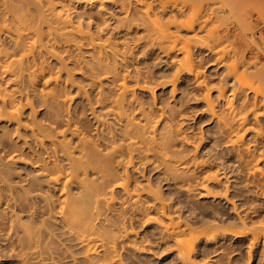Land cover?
<instances>
[{"label":"rangeland","instance_id":"rangeland-1","mask_svg":"<svg viewBox=\"0 0 264 264\" xmlns=\"http://www.w3.org/2000/svg\"><path fill=\"white\" fill-rule=\"evenodd\" d=\"M2 1L3 0H0L1 3ZM25 1L30 2L32 5L28 2H24V0L21 1L23 3V6L21 5L20 0H6L8 4L10 3L14 6L15 4L16 6L21 5V7H24V4L28 3L27 5L29 6V8L31 7L33 10H35L38 0H32V2L31 0ZM54 1H56V3L61 1L60 3L54 5L55 10H60V8L62 7V2L65 4L67 13L74 23L78 24L79 21H82V26H90V28H92L93 30L95 29V26H98L99 22H101L99 27L105 29H103V31L101 32L102 35L104 34L103 37H108V35L109 37L111 36V39L113 41H116L118 45L122 46V49L124 48L123 44L128 43L127 45H129L128 47L130 48H126L129 50V52L127 50V55L125 54L124 58L120 55H116V57H113L115 60L112 59L111 56L109 57V61L114 60V62L111 61L110 64L112 65L111 67H113V70L114 68H116V76L121 77L123 75H126L125 81L128 85V88L130 89H128L129 91L126 93V99L124 101L125 106L122 107L123 112L125 108V112L129 113L127 115H130L134 121L141 122V119L143 118L141 114L142 111H144L147 114L148 118L152 120L151 122H153V125L155 123L157 130L160 128V125L162 126L163 123L172 126L175 130V134L173 136V138L175 139L174 141H172L173 143L171 145L172 155L174 156V158L182 157L183 159H188L189 161H191L190 165L185 168V170L180 168L179 166H176V170L172 173H169L165 169V165L163 166V164L159 162L160 156H157V158L152 152L146 154H138L137 151L136 153L134 152L133 163L132 165H130L128 170L130 174L131 187L133 185V188L138 186V188H140L138 189V192L140 190H143L142 187H144V190L141 191L143 193H140V199L141 197L143 199L142 203H140L143 206H146L148 204L152 205V203L154 202L155 205H158V202L160 201H158V199L156 201L154 200V192H150L151 195H149L148 192L150 191V189L147 187V184H149L152 190L158 192L160 196L159 198H163V200H165V202H167L171 206V213L174 214L173 217H175L176 220L179 215V220L181 219L186 223H194V226H199L205 223L208 224L209 222L218 223L222 226L219 229L223 230L222 232L225 233V235L220 236L216 241L210 242L205 241L204 239H200L194 242L191 259L195 264H264V235L260 234L259 239L254 241L256 243L252 244L250 243V241L252 242L251 234L244 233L245 235H236L233 233L235 230H241V221H243L245 226H248V228L252 226L254 227L257 224L260 225V223L264 224V193L262 191V189L264 190V181L261 180V177L259 178V176H254L251 173V164L254 162H256L257 166L261 167V169L264 171V160L262 158L261 160L258 159V153L264 151V136H255L251 128L248 129L247 132H244V137L240 138V142L238 141L234 145V147H231L232 145L229 142L230 139L228 141V137L230 136L232 138L233 134L232 132L228 133L227 135H232H229L227 137V135L223 133L225 131L222 128V124L218 122L217 119L218 115H225V112L227 111V106L225 105L227 103L225 102V98L221 100L222 98L217 95V88L221 84H226L224 82H227L224 87L226 88L225 94H227L228 96H226L229 97L231 93L230 88L232 86L230 84L234 83V76H231L232 78L228 76V78L226 74V70H228V67L230 66L229 64H231L232 67L234 66L237 71L239 70L238 72H243L244 68L246 67L247 69H245L244 74H247L245 75L247 77L244 76L243 81H246V83L250 81L249 84L257 82L252 75V71H254L255 68H264V65L262 66L264 62V18L262 19V17H264V12H262L264 10V0H250L249 2L243 1L244 3L241 2L242 0H233L231 1V3L229 0V2L227 0H222L221 5L223 3L224 5H222L223 8L221 9L223 11L222 13H225V16H222V13H220L219 15L218 12H221V9L219 11L216 10V8L218 9V7L216 6H214V12L210 13L211 11H207L209 10L208 8H210L209 5L211 4V1L207 2L205 0L207 2L206 3L202 0L204 4L209 5H207L208 7H206L201 2L202 5L200 6H204L203 8L205 9L206 7V9H202L200 11L202 13L204 10L203 14L205 12H209V15L212 14L210 15L212 17H210L208 21H210L212 18L211 21L213 23L210 21L207 25V22L205 23L207 25H205L206 28L204 27L203 30H197L198 26L200 25L199 21L201 20L203 22L205 19V13L203 15L204 17H202L204 19L201 18L198 23L192 25L194 29L189 28V30H187L188 28H180L181 30L179 31V33L182 36V39L184 38L183 42H185L186 38L185 43L187 47H190V54L192 53L193 55H191V57L193 61L195 59V62L192 61L193 65L195 64L194 67L198 68V70L202 72L200 73L201 76L199 75V78L203 77V74L205 76V81L204 84H202L203 86L196 85V83H194L195 77L192 75H188L185 73V71H183L179 74V79L177 78L178 80H176L175 82L174 91H172L173 86L171 83H169L170 81L168 80L173 78L175 72L174 68L176 69L178 67V63L176 65L175 63L180 58L182 59L183 52L176 50V53L170 52V54L166 55L167 52H162V50L158 47H155L156 49L152 46H150L152 48H148V45L145 43L144 39L142 40L141 38L142 41L140 40V38L138 40L136 39L145 34V31H143V27L134 28L133 26L132 29L130 28V30L127 31L129 32V34L126 31V33L122 31L123 29H120L121 31L114 30V32L112 28L114 24L116 25V23H114L116 22L115 18H121V16L123 15L119 10V7L116 6L115 3H112L110 1L108 2V0ZM177 1L179 2L177 3ZM177 1L168 2L170 3L169 5H171L172 3H177V6H181L179 8H182L183 11L180 10V13L178 14L179 18H177L182 19L180 15L183 16V12L190 10L188 6L190 5L188 3L190 2L189 0H186L188 2L186 4L188 5L184 4L183 6L182 3H185L183 2V0ZM213 1L214 2L212 3L218 4L220 6V2L218 0ZM234 1L235 3H238L237 1H239L238 4H234L235 6L239 5L241 2L242 5H245V8L242 7V5H240V7L236 6L241 11L236 12V8L232 9L234 8ZM198 2L200 3V0L196 2V5H198ZM193 4H195V2ZM230 4H232V6H230ZM252 5L253 7H251ZM28 6H25V10L23 9V13H28L26 11V8ZM192 6H190V8ZM200 6L198 7L201 9ZM225 6L226 9L224 8ZM183 7L186 8L183 9ZM241 7L244 8V10L240 9ZM31 8L30 10H32ZM187 8L188 10H186ZM257 8L259 11H262L259 12ZM44 9L47 8L44 7ZM168 9H170V6L167 8V10ZM33 10V13L31 11L30 12L32 14H35V11ZM169 11L170 10H168V12L166 13L164 12L163 14L160 13L157 16L160 17L159 20H161L162 24L164 20L166 21L167 14H170ZM200 11L198 10V12ZM191 12H189L188 14L186 12L185 16L186 14L190 16L189 14ZM226 12L229 13L227 14ZM196 13L197 12H195V14ZM201 13H197V17H199ZM214 13L218 14L214 15ZM76 15L78 16L76 17ZM209 15H207V19ZM235 16L238 17V20ZM218 18L222 19L223 23L226 21L224 24L222 23L223 27L220 25L221 21H219ZM223 18H227L230 20H223ZM101 19H104V26ZM186 19L187 18L185 17V20ZM213 19L215 20V22L213 21ZM105 20H108V22H105ZM153 20L156 19L153 18ZM182 20L185 21L184 18ZM248 20H250L251 23ZM183 21L182 24H185ZM218 21L221 27L217 25L216 22ZM243 21L244 23L249 22V24L255 25L254 27L253 25H251L250 27H253V29H249L251 39L248 35L245 36L246 34H248V30H246V23L244 24ZM154 22L160 25L158 21ZM186 22L188 21L186 20ZM214 23L216 24V27L218 26V30L217 28L215 29L214 26L213 29L217 30V32L219 33H227L228 35L224 38L228 40L220 38L218 39V41H216L217 38H209L213 37L210 36L209 32L212 30V26L210 24L213 25ZM226 23L227 26H225ZM240 23L245 26H241ZM237 26L239 28H237ZM241 27L245 28V30ZM154 28L156 29L157 27ZM154 28L152 30L153 32H155ZM171 28H174V24L171 25ZM95 30L98 29L96 28ZM227 30L228 32H226ZM195 32L200 35L202 34V36L198 34L196 35L200 36L197 37L200 40H196L194 37L191 38L195 35ZM205 32L209 33V35L207 34L206 36ZM238 33L240 34L238 35ZM234 34L235 36H233ZM0 35L3 36H0V43H5L7 45L9 43V38H7V36H5L4 34ZM187 37L190 38L188 39ZM201 39L204 40V43L201 41ZM253 39L257 41L254 42ZM188 41L189 43H191L190 45L189 43H187ZM261 43L263 46H261ZM144 44H146L147 47ZM204 44H206V47H204ZM222 44H224L223 47L221 46ZM228 46H230L231 48H227ZM67 47L69 46L62 43L59 47L57 46L55 48H52L54 49L53 52H57L58 54H55L59 55L60 53L63 54L65 52L63 51V48L65 50ZM90 48L91 47L85 46V48L83 47L79 51L70 46L69 49H66V54H63V56H66H64V59L67 60V57L70 58L69 60H67L69 62L66 63L67 68H65L66 70L64 69V71L60 72V79L57 81V83L50 84V86L52 85V87H54V92L57 97L55 96V98H52V100L50 99V101L48 98V101L46 100L47 102H44V104L46 103V105H43V103L41 104V101L38 99V97L34 96V94L32 93L33 89L38 88L42 85L39 81H36L35 84L29 83L30 85L27 82V85H29L30 87H28L30 91L27 98L29 99L30 96L29 101L31 100L30 102H32V106H29V104H25L27 98H23L26 96L20 97L18 92L16 94L14 93L16 92L14 91V89H16L15 87L17 85L12 80L11 74L8 72H3L2 67L0 68L2 69L0 70V92H6L9 95H12L16 99L15 102L18 101L22 104V112L20 113V117L18 119L8 120L7 118H4L0 120V264H96L88 261V258L90 257L88 255H85V252L83 253V247H80V245L77 243V240L74 239L75 236L73 235V238L70 235L74 234V232L72 233L73 229H71L68 224L65 225L66 220H63V222L62 219L58 216L57 212L58 210H60L59 208L64 205L65 198H76V200L82 199L83 188L80 187V185L76 184L74 181L73 183L72 180L70 181L71 183L64 180L61 186L60 184H56L55 182L48 180L49 176L51 177L53 172H51V174H49L50 171L45 172V167L44 170H41L43 169V165H46L48 166L46 168L54 169L55 171V168H59V165L61 164L62 166H65V169L63 168V172H69L65 171L67 168L70 169V167H67L69 166V162H67V156L65 157L66 154L64 155V152H62V147L61 150L59 149L60 145L58 146L57 143H55V145H52L54 144L52 140H50L49 138L46 139L41 137L42 133H39V127H36V125L34 126V123L36 124L37 122L38 124L41 123V126H39L44 128L45 126H42V124L47 126H49L50 124L51 131L53 129V133H55L54 131L61 129L64 131L67 126L72 128V126L75 125L78 127L80 132L85 135V138H91V143L94 142L92 144L93 147L95 146L97 152L101 151L100 155L101 153H106L107 155L110 153L109 151H107L108 149L110 150L111 146L109 137L113 136L114 138L115 136V139L118 140L117 137H119L118 134L120 132V122L118 121L119 117H116L117 114L113 116L115 110L113 113H107V110L102 108L103 102L101 100L103 96L105 98L108 97V99L110 98L111 100V98L118 96L120 91L117 87V82L115 83L114 78H111L112 74H106L107 77H105L102 76L103 73L101 72L98 73V78L97 76H95L98 80H93V78H95L91 74V72H94L93 70H91L93 66L90 65V62H88V64L92 68L89 67V65L85 63L83 59L87 58L88 60L91 56L92 49ZM48 50H51V48ZM220 50H222L221 53ZM44 51L42 53L44 56L41 57L42 60H45V63H47L46 65H50V67L53 68L54 66L57 67V64L59 65V63H57L58 60L55 61V59H57V56H55L54 54L55 57H53V55H51L50 53H45L46 51ZM223 51L225 53H223ZM69 52L71 55L69 54ZM255 53L257 54L255 55ZM233 54H235L236 56ZM251 54L253 56H251ZM221 55L222 58L220 57ZM76 57L78 58V61H75L77 65L74 64V60L77 59ZM172 57L174 58L172 59ZM253 57H255V59H253ZM79 58L82 59L80 60ZM175 59L178 60L176 61ZM215 59H217L220 63L221 61H224L220 65V63H217ZM243 59H245L246 62H244ZM252 59L254 62L252 61ZM82 60L84 62H82ZM171 60H175V63ZM232 60H235L234 62L236 63L233 64L234 62ZM247 60L249 61V63H251L247 64ZM242 61L244 62V64H247L248 67L244 65ZM228 62L229 64L227 66ZM88 67L91 69H88ZM250 67L254 69L252 70ZM54 70L56 71L57 68ZM135 70H140V73L141 71H143L141 73L143 75L145 73V75H141V77H146L145 79L146 82L148 81V86L151 85L150 87H154H152L154 89L152 90V92H150V90L148 91L147 88H140V86L138 87L137 85L140 84H135V74L137 76V74L139 73H136ZM66 72L69 74H66ZM224 76L227 80L224 78ZM142 78H140L141 80L139 83H141L142 80H145L144 78ZM166 81L169 84H166ZM24 83H26V81ZM24 83L23 85L26 86V84ZM141 84L143 85V83ZM156 84L157 86H155ZM206 88L210 89L209 96L211 97V102H213L212 104H214V111L217 113H215V115H213L211 111L208 110L209 108L207 109V105L205 104V98L203 94L205 93ZM248 91L249 90H247L246 92ZM249 96H251L250 93ZM98 98H101V100ZM233 99L234 101L232 100V105H236L237 107L240 101L237 97H234ZM250 115L248 113L247 118H249L250 120H247L248 124L246 125L249 126L251 124H254L255 126H257V124H255L257 122H255L256 120L254 119V116L252 115L253 117H250ZM257 119H261V122L258 120L257 121L263 127L264 121L262 115L258 116ZM54 120H56V123ZM236 127L237 125H234V130L236 129ZM237 128L238 129H236L235 131L240 134L242 131H244V128H246V126L242 125V127ZM34 129L36 130V132L34 131ZM69 129L70 128H67V130L65 131V139L67 141H70L71 145L74 146L77 143L78 137L70 136ZM222 129L223 131H221ZM61 138L62 136L58 134L57 139L60 140ZM232 139H234V137ZM40 140L43 142H41ZM241 140H243L242 143ZM244 146H247L249 148H244ZM247 149H249V151L251 150L252 152L253 150L255 151V158L253 156L252 157L256 159V161H254V159L251 160V155L249 154L251 153V151L248 152ZM256 149L259 152H257ZM75 151L74 155H78V152L76 153ZM106 154H102L103 157L107 156ZM14 155L17 156L14 158ZM8 156L11 158H9ZM114 157L115 159L121 158V156H119L118 154ZM124 157L126 156L123 155L122 158ZM54 161H57L58 163H56L59 165L54 163ZM196 161L207 162H204V165L194 166L195 164L193 162ZM53 164L57 166L55 167L53 166ZM90 173L91 174L88 173V176L90 175V180L92 178L95 182L97 174L95 175L94 171ZM177 173H180L179 175L181 176H174ZM210 173L217 175L215 180L206 178V176L208 177ZM63 174L64 175L62 177L64 178L65 173ZM172 177H175L176 179H173ZM204 178L206 181L204 180ZM96 181L98 183V181H100L99 178H97ZM108 186H106L105 189L111 188H109ZM206 186L212 193H208V195L204 194V188ZM113 191V195H115V198L114 202L111 201V204L109 203L110 205L108 204L107 206V203L105 202V197L108 195H102L100 197V200L97 202L93 199L90 200L89 207L93 212V215L97 212L101 213V216L99 215V218L97 219L100 220H95L97 223L101 220H104L106 222V220L110 218V220L112 221L114 219L112 225L115 224V226H112L113 228H116V226L118 225V227L121 226L120 228L123 230L124 228L122 227L125 226L128 232L130 231V234L128 233V237L127 235H123L124 233H122V230L121 233L119 232L120 229L119 231H116L117 233H120V235L118 233V241L122 234V241H119L121 245L123 244L125 246V244L128 245V243L130 244L137 241V245H142L143 243L144 245L146 244L145 246L147 247V249L143 248V250H146L140 252L134 250L131 247L128 248L129 246H125L126 248H124L123 250L119 248L120 250L118 249V251H120L119 253L120 255H122L121 258L124 264H189L181 262L180 258L177 256L178 247L175 243V240L170 236L167 237V235L164 234L165 232L163 233L161 226L156 221L146 218L147 214H155L154 212H156V210H153L155 209L154 207H151V210H148V213H145L142 212L143 210H135L133 208L130 209L131 206L128 204V210V206L124 205V202L122 201L123 193L121 192V188L116 186L114 187ZM78 197L80 198L77 199ZM77 205L76 206L79 207V209L83 208L82 203ZM76 206H74L75 209H78L76 208ZM123 208H127L125 209V212L122 211ZM127 211L132 215H129ZM119 216H123V219H120ZM106 217L107 219H105ZM125 218L128 219L125 220ZM117 220H120L123 226ZM115 221L117 224L115 223ZM125 224L128 226H126ZM24 227L32 228V231H34L32 233L33 235H35V237L32 238H39V243L41 242L39 245L41 246L38 247V250H40L42 247L45 248V250L43 249L44 251L42 255L40 254V256H38L34 253L30 254V251H33V244H31L30 246L26 245ZM117 233H115L114 231V234ZM134 239L135 241H133ZM34 240L35 239H33L32 242H34ZM129 240L132 241L129 242ZM139 240L142 241L139 243ZM28 255L30 256L25 257ZM36 255L37 257H35ZM85 256L88 258H86ZM193 262L192 264H194Z\"/></svg>","mask_w":264,"mask_h":264},{"label":"bare ground","instance_id":"bare-ground-1","mask_svg":"<svg viewBox=\"0 0 264 264\" xmlns=\"http://www.w3.org/2000/svg\"><path fill=\"white\" fill-rule=\"evenodd\" d=\"M17 1H19V0H17ZM21 1H23V0H20V2ZM91 1H93V0H91ZM109 1L112 2V3H115L116 6L119 7V10L122 12V15H123V16H121V18H115L116 22H114V23H116V25L115 24H114L115 26L113 25V28H112L113 31L114 30L115 31H121L123 29L122 31H124V32L126 31L127 32L128 30H130V28L132 29L133 26H134V28L135 27L136 28L137 27H139V28L143 27V31H145V34H143L144 33L143 32L142 33L143 35L141 34L142 36L140 35L141 37H138L136 39L137 40L139 38H140V40H141V38H142V40L144 39L145 43L148 45V48L158 47L159 49L162 50V52L163 51H164V53L167 52L166 55L170 54V52L171 53L172 52L176 53V50L183 52L182 59L181 58L179 60L175 59L176 61L178 60L176 63L174 62L175 60H173V61L171 60L172 62L175 63V65L178 63V67L176 69L174 68L175 72H174L173 78L168 80V81H170L169 83H171L172 86H173V90L172 91H174V85H175L176 80L179 79L178 78L179 74L181 72H183V71H185L186 74L192 75V76L195 77L194 83H196V85H200L201 86L202 84H204V81H205L204 77L205 76L202 74L203 77L199 78V75L202 72L200 70H198V68L194 67L195 64L193 65V62H195V59L193 61V59L191 57L192 53L190 54V50H189L190 47H187V45L185 43L186 42V38H185V42H183L184 38L182 39V36L180 35L179 31L181 30L180 28H185V29L188 28L187 30H189V28H193L192 25L198 23V21L202 17H204L203 15L206 12L204 14H203V12L206 9V7H208L207 5H209V4H207V5L204 4V2H206V1L210 2L211 1L210 3L212 5L211 4L210 5L212 7L209 5L210 8H208L209 10H207V11H209V12L211 11L210 13H212V12H214V6L218 7V9L216 8V10H218V11L221 8H223L222 5H224V3L221 5V1L222 0H218L220 2L219 4H220L221 7L218 4L212 3V2H214L213 0H206V1L203 0L204 2H202V0H200V3L199 2L197 3L198 5H196V2L199 1V0H191V1L189 0L190 3L187 2L188 0L187 1L183 0V2H185V3H182L183 6L186 3L190 4V5L186 4V5L189 6V9H190V10H188V8H187L186 10H188L189 12L193 11V12H191L189 14L190 16L187 15L189 13L188 11L183 12V16L180 15V17H182V19L184 18V20H185V17H186L187 18L186 20L188 22H186V20L183 21L181 18L178 19L179 18L178 14L180 13V10L181 11H183V10H182V8H179L181 6H179V5L177 6V3L179 2L177 0H176L177 3H175V4L172 3L171 5H169L170 3L168 1H170V2L171 1L176 2V1L175 0H168V1H166V0H108V2ZM229 1L231 3V1H233V0H229ZM235 1L233 2L234 8H232V9L236 8V12H237V11H240V10L236 6L240 7V5H242V3H244L243 1H248L249 2L250 0H242V1L240 0L242 3L240 2V4L236 5V6L234 4H238L239 1H237L238 3H235ZM24 2H28V1L24 0ZM31 2H32V0H31ZM60 2H57V3H60ZM194 2H195V4H193ZM201 2L203 3L204 6H206L205 9L203 8L204 6L203 7L200 6V5H202ZM28 3H30V2H28ZM28 3H25L26 5L24 4V7H21V5L23 4L22 2H21V5H18V6H16V4L14 6V5H11L9 3L11 5L10 6L6 2V0H3L2 3L0 4V34H4L5 36H7V38H9L8 39L9 43L7 45L5 43L4 44L0 43V68L2 67V69H3V70L2 69H0V70H2L3 72H6V73L8 72V73L11 74L12 80L17 85L15 87L17 90L14 89V91H16V92L13 91L15 94L18 92L20 97L26 96V97H23V98L26 99L28 94H29V91H30L29 85L32 84V83L35 84L36 81L37 82L39 81L40 84H42V85L39 86L38 88L33 89L32 93L34 94V96L38 97V99L41 101V104L43 103V105H46V103L44 104V102L46 100L48 101V98H49V101H50V99L52 100V98H55V96H56V94L54 92L55 89H54V87H52V85L50 86V84L51 83H57V81L60 79V75H61L60 72L64 71V69L67 68L66 67V63L69 62L67 60H69L70 58L67 57V60L64 59L66 56L64 55L65 56L64 57L63 54L65 52H67L66 49H69L70 46L74 47L76 50H79V51L83 47L85 48V46L86 47L87 46L91 47L90 49H92L91 50L92 52L91 51L90 52L92 54L89 57V59L87 60V58H83L85 63L88 64V62H90V65L93 66V68H92L88 64L89 67L92 68L91 69V68L88 67V69H91V70L94 71V72H91V70H90L91 74L93 75V77L97 76V78H98V73H101V72L103 74H105V75L102 74V76H105V77H107V75L112 74L111 78L113 77L114 78V82L115 83L117 82V87H118V89L120 91L118 96H115L114 98H111V100H110V98L108 99V97L105 98L104 96H103L104 98L102 97V100H101V98H98V99H100L103 102L102 108L107 110L106 111L107 113L108 112L109 113L110 112L113 113L114 110H115L113 116L115 114H117L116 117L117 116L119 117L118 121L120 122V132H119V134L116 133V134L119 135V137H117L118 140L115 139V136H114V138H113V136L109 137V142H110L111 146L109 145L110 146V150L108 149L109 147L107 148L108 149L107 151L110 152L108 155L106 153H101V155H100L101 151L97 152V149L95 148V146L93 147L92 144L94 142L91 143V141H92L91 138L90 139L85 138V135H83L80 132V130L78 129V127L75 126V125L72 126V128L67 126V128H70L69 129L70 136L78 137L77 138L78 139L77 143L74 146H72L70 141H67L65 139V131L67 130V128L64 129V131L62 129L61 130H57L58 129L57 128L56 129L57 131H54L55 133H53V129L51 131V125L50 124H49V126L42 124V126H45V128H44V127H40L41 123L40 124H38V122L36 124L34 123V126L36 125V127H39L38 128V130L40 131L39 133H42L41 134L42 136L41 135H39V136H41L43 138H46V139L49 138L50 140H52V142L54 143L52 145H55V143H57L58 146L60 145L59 149H61V147H62V149H63L62 152H64L63 153L64 155L66 154L65 157L67 156V162H69V166H67V167H70V169L67 168L69 170H67V169L65 170V171H69V172H63L64 169H65V166H62L61 164L60 165L57 164L58 163L57 161H56L57 163L55 161H54V163H56L60 167L57 168L56 167L57 165L53 164V166L56 167V168L54 167L55 171H54V169H48V168H46L48 166H46V165L44 166L43 165L42 166L43 169H41V170H44V167H45V170H44L45 172L46 171H48V172L50 171L49 174H51V172H53L51 177L49 176L48 180H51L52 182H55L56 184H60V186L62 185L64 180L69 181V182L72 180V182L74 181L76 184L80 185V187L83 188V191H82L83 192L82 193L83 194L82 195L83 198L81 197L82 199H79L80 197L77 198L79 200H76V198L75 199H73V198H71V199L65 198L64 199V205L61 206L59 208L60 210L57 211L58 212V216L62 219V221L66 220L67 222L65 221V225L68 224L69 227L71 229H73L72 233L74 232V234H70V235L72 237H73V235L75 236V238L74 237L73 238L75 240H77V243L80 245V247L81 246L83 247L82 248L83 249V253L85 252V255H88L90 257V258H88V257L85 256L86 258L89 259L88 261H90L92 263H96V264H124L123 260L121 258L122 255H120V253H119L120 251H118L119 248H121V250H123L124 248L129 246L128 248L131 247L134 250L140 252V251H144V250L147 249V247L145 246L146 244L144 245V243L142 242L143 243V244L141 243L142 245H140V244L137 245L136 243H138V241L136 239L137 242L130 243V244L128 243V245L125 244L126 247L123 244L121 245V243H119V241L120 242L122 241V234L120 236L121 240L119 239V241H118L119 235H120L121 230H122L120 228L121 226L118 227V225H117L116 228H113L112 226H115V224L112 225V223L114 222V219L112 218L113 219V221H112V220H110V218L107 219V217L105 218V219H107L106 222L104 220L103 221L101 220L100 222L97 223L95 220H97L99 218L98 216L101 213L97 212V213H95L93 215V212L91 211V209L89 207L90 200L93 199L94 201L97 202V201L100 200V197L102 195H108V196L105 197V202L107 203V206H108V204L111 201L114 202V198H115L114 197L115 195H113L114 187H116V186L120 187L121 188V192L123 193L122 201L124 202V203L123 202H121V203H123L124 205H127V206L129 204L131 206L130 209L133 208L135 210H143L142 212L148 213V210H151L150 209L151 207L155 208V209L152 208L154 211L156 210V212H154L155 214H153V215L152 214H147L146 218L156 221L161 226V228L163 230V233L165 232L164 234H166L167 237L170 236V237H172L175 240V243H176V245L178 247L177 256L180 258L181 262L192 264L193 261H192L191 257H192L193 247H194V242L195 241L200 240V239H204L205 241H210V242L211 241H216L220 236L225 235V233L222 232L223 230L219 229L222 226L220 224H218V223H212V222L210 223L209 222L208 224L205 223V224H201L199 226L198 225L194 226L193 225L194 223L191 224L190 222L186 223V222H183V220H181V219L179 220V217H180L179 215H178V218L176 220V218L173 217L174 214L171 213V210H172L171 206L167 202H165V200H163L162 197H161L162 199H160L159 198L160 196H159L158 192L152 190L150 188L149 184H147V187L150 189V191L147 190V191H149L148 192L149 195H151V193L154 192L153 194H154L155 199L154 198L153 199L155 201L157 199H158V201L159 200L160 201L159 202L157 201L158 205L157 204L155 205L154 204L155 202H154V203H152V205L148 204L146 206H143L141 204L143 199H142V197L140 199V193L141 194L143 193L141 191L144 190V187H142L143 190H140L139 192H138V189H140V188H138V186L133 188L134 187V185H133L131 187V185H130V174H129V170L128 169H129L130 165H132V163H133V158H134V154L133 153L134 152L136 153V151L138 152V154L139 153L146 154V153L152 152V153L155 154L156 157L160 156L159 157L160 160L158 159L159 162L161 164H163V166L165 165V169L169 173L174 172L176 170V166H179L180 168L185 170V168H187L190 165L191 161H189L188 159H183L182 157L174 158V156L172 155V153H171L172 152V150H171L172 146L171 145L173 143L172 141H174V139H175V138H173V136L175 134L174 133L175 130H174V128L172 126L167 125L166 123H163L162 126L160 125V128L157 130L155 123H154V125H155L154 126L153 122H151L152 120L150 118H148L147 114L144 111H142V114H141L142 117H143L141 119L142 120L141 122H136V121L133 120V118L130 115H127L129 113L125 112V108H124V112H123L122 107L125 106L124 101L126 99L125 98L126 97V93L130 89L128 88V85H127V83L125 81L126 80V75H123L121 77L116 76L117 75L116 68H114V70H113V67H111L112 65L110 64V62L111 61L114 62L115 59L113 57H116V55L117 56L118 55L123 56V58H124L125 54L127 55L126 52L130 48V47H128L129 45H127L128 43H126V44L124 43L123 44L124 48L122 49L121 48L122 46L118 45V43L116 41H113L111 39V36L109 37V35H108V37L107 36L103 37L104 34L102 35L101 32L103 31L104 28L99 27L101 22H99V24L97 23L98 26H95V29L97 28L98 30H95V29L92 30V28H90V26H87V25L85 27L82 26V24H81L82 21L81 22L77 21L78 24L74 23L73 20L69 17V14L67 13V9L65 8V4L63 2H62V7L60 8V10L59 9L55 10L54 5L57 4L56 1H54V0H38L37 3H36L37 7L35 8V10H33L30 7L33 11H35V14H32L33 12H32V10H30L29 6L27 5ZM245 3H247V2H245ZM248 4H251V3H248ZM194 5H195V7H194ZM25 6H28L26 8L27 9L26 11L28 13H26V12L23 13V9L25 8ZM169 6H170V9H168V10H170L169 11L170 14L169 15L167 14V19H166V21L164 20L165 22L162 20L163 21V24H162L161 20H159L160 17H157V16L160 13L163 14L167 10V8ZM190 6H192V7L190 8ZM198 6H200L201 9ZM230 6H232V4H230ZM244 6L245 5L243 4L242 7H244ZM44 7H46L47 9H44ZM242 7L240 9L244 10L245 7L244 8H242ZM251 7H253V5ZM185 8L183 7V9H185ZM195 8H198V9H195ZM224 8L226 9V6ZM258 8H257V10H258ZM202 9H204V10L201 13L200 10H202ZM168 10L166 12H168ZM198 10L200 12H198ZM246 10H248V9H246ZM246 10H245V13H246ZM194 11L197 12L198 14L201 13L202 14V15L200 14L201 17H200V15H199V17H197L198 14L196 13L197 14L196 15ZM220 11L221 12H218L219 15H220V13L223 12L222 9ZM261 11L262 10H260L259 12H261ZM186 12H187V14L185 16ZM262 12H264V10ZM208 13L205 14V17H204L205 19L202 18V19H204L203 22L201 20H200L201 22L199 21L200 25L198 26L197 30H200V29L203 30L205 25H206L205 23L208 22L207 23V25H208L209 22L212 20V18H211V20L208 21L209 18L212 17V16H210L212 14L209 15ZM218 13H214V15L218 14ZM247 13H248V11H247ZM222 14H223L222 16H225V13H222ZM207 15H209L208 19H207ZM77 16L78 15H76V17ZM153 18L156 19V20H153ZM165 18H166V16H165ZM236 18L238 20V17H236ZM263 18L264 17H262V19ZM225 19L226 20H230V19H227V18H225ZM225 19L223 18V20H225ZM103 20H102V22H103ZM179 20H182L185 24H182V21H179ZM154 21H158V23L160 25L156 24V22H154ZM213 21L215 22L214 19H213ZM219 21H221L220 22L221 24L219 23ZM219 21L216 22L217 25L218 26L221 25L223 27V24L226 21L224 23H223L222 19H219ZM244 21H246V20H244ZM244 21H243V23H244ZM248 21H250V20H248ZM105 22H108V20L107 21L105 20ZM227 22H229V21H227ZM250 23H251V21H250ZM102 24L104 26V22ZM151 24L154 27H157V28L155 29ZM173 24H174V28L172 29L171 25H173ZM214 24L213 25L210 24L212 26V30L213 31L218 27V26L216 27V24L215 25ZM247 24H249V22L246 23V30H248V34H246L245 36L248 35L250 37V39H251V35L249 33H250V30L253 29V27L255 25H253V24L247 25ZM156 25H158V26H156ZM184 25H186V26H184ZM242 25L243 24H241V26ZM251 25H253L252 28L250 27ZM213 26L215 27V29H213ZM225 26H227V23H226ZM244 26L245 25H243V27ZM151 27H153L155 29V32L152 31L153 28H151ZM243 27H241V28H243ZM248 27H250V28H248ZM227 28H229V27H227ZM237 28H239V27L237 26ZM243 29L245 30V28H243ZM261 29H262V27H261ZM208 30H209V28H208ZM210 30H211V28H210ZM212 30L209 33H210V36H213V37H209V38L210 39L217 38L216 41H218V39H220V38L223 39L224 37H226L228 35L227 33L223 34V33L217 32L218 28L214 32ZM254 30H255V28H254ZM204 31H207V30H204ZM215 32H216V35H215ZM226 32H228V30ZM127 33L129 34V32H127ZM198 33H199V31H198ZM198 33L195 32V35L192 34L194 36L191 35L192 36L191 38L194 37L196 40L199 39L197 37L202 36V34L200 35ZM209 33L205 32L206 36H207V34L209 35ZM197 34L200 35V36H196ZM239 34L240 33H238V35ZM233 36H235V34ZM1 37H3V36H1ZM249 37H248V39H249ZM202 39H201V41L204 43V40H202ZM224 39H226V38H224ZM181 40H182V42H181ZM226 40H228V39H226ZM246 40H247V38H246ZM230 41H231V39H230ZM253 41L256 42L257 40L253 39ZM224 42H226V41H224ZM62 43L66 44L69 47H67L65 50L63 48V51H65L63 54L60 53L59 55H56L55 53H57V52L54 53L53 52V50H54L53 48H55L57 46L59 47L60 44H62ZM187 43H189V41ZM146 44H144V45H146ZM190 44L191 43H189V45ZM250 44H251V42H250ZM147 45H146V47H147ZM205 45L206 44H204V47H206ZM119 46H120L121 49L119 48ZM150 46H152V47H150ZM221 46L223 47L224 44H222ZM230 46H228L227 48H229ZM261 46H263L262 43H261ZM50 48H51L52 51L48 50ZM249 49H250V47H249ZM207 50H209V49H207ZM43 51L45 53H50L51 55H53V57L57 56V59H55V61L58 60L57 63H59V65L57 64V67L54 66V68L50 67V65L49 66L46 65L47 63H45V60L43 61L42 57H41V56H44L42 54ZM254 51H255V48H254ZM70 52H71V50H70ZM70 52H69V54H70ZM128 52H129V50H128ZM221 52H222V50H220V53ZM227 52H228V50H227ZM223 53H225V52L223 51ZM54 54H55V56H54ZM235 54H233V55H235ZM256 54L257 53H255V55ZM263 54H264V52H263ZM110 56L114 60L109 61V57ZM218 56H217V58H218ZM240 56H242V55H240ZM251 56H253V55L251 54ZM40 57H41V60H40ZM81 57H83V56H81ZM220 57L222 58V55ZM173 58L174 57H172V59ZM211 58H213V57H211ZM253 59H255V57H253ZM253 59H252V61H253ZM64 60H66V61H64ZM215 60H216L217 63L219 62L217 59H215ZM235 60H236V58H235ZM235 60H232V61L234 62ZM243 60H244V62H246L245 59H243ZM75 61L77 62L78 58L75 59L74 62ZM84 61L82 60V62H84ZM223 61H221V63ZM76 62L74 64H76ZM244 62H243V64H244ZM221 63H220V65H221ZM235 63L236 62H234L233 64H235ZM250 63L247 60V64H250ZM224 64H226V63H224ZM228 64H229V62L227 63V66H228ZM247 64H244V65L247 66ZM229 65L231 66V64H229ZM263 65H264V62L262 64V66ZM230 66L228 67L229 69L226 70L227 77L228 76H230V77L234 76L233 77L234 78L233 79L234 83L230 84V85H232L231 88H230L231 89V93L229 92L230 96L227 97L228 95L225 94V89L226 88L224 87V85H226L227 82H224L226 84H221L217 88V95H219V97L222 98L221 100H223V98H225V102L227 103V104H225L227 106V108H226L227 111L225 112V115L222 114L224 116H222V115H220L221 117L219 115L218 116L216 115V116H217L218 122H220L222 124V128L225 131L223 133H225L227 135L228 133L232 132V134L234 135L233 136L232 134H229V135H232V138L234 137V139H232L229 135H227V137L229 136L228 137V141L230 139L229 142L232 145L231 147H234V145L240 140V138L244 137V132H247L248 129L252 128L255 136H258V137H263L264 136V126L262 127V125H260V123L258 122L261 119H259V120L257 119L258 116L262 115L263 121H264V68H262V69L261 68L260 69L259 68H255V70L252 71V75L254 76V79H256L255 81H257V82H255L256 84L253 83V82H252L253 84H249L250 81L247 82V83H246V81L245 82L243 81L244 76L247 75V74H244L245 69H247L246 67L244 68L243 72L242 71L238 72L239 70L237 71V69L234 68V66L233 67L232 66L230 67ZM255 66H256V64H255ZM56 68H57V70L55 71L54 69H56ZM250 68L252 69V67H250ZM136 70H135L136 73H138L140 71V70H138V71H136ZM142 72L143 71H141V73ZM141 73L139 72L137 74V76L135 74V77H136V78H134L135 84H140V85H137V86L138 87L140 86V88L141 87L147 88L148 91L150 90V92H152V90H154L153 89L154 87L153 86H152L153 88L150 87L151 85L148 86V83H147L148 81L146 82V79H145L146 77H143L145 75V73H144V75L141 74ZM66 74H69V73L66 72ZM113 74H114V76H113ZM141 75H143L142 77L145 79V80H142L143 82L141 81V83H143V85L141 83H139L140 80H141L140 78H142ZM146 76H147V74H146ZM99 77H101V76H99ZM245 77H247V76H245ZM97 78L95 77V78H93V80L94 79L98 80ZM224 78L226 79L225 76H224ZM225 79H223V80H225ZM25 81H26V83H24ZM27 82H28V84L29 83L30 84L27 85ZM92 82H94V81H92ZM144 82H146V83H144ZM23 83L26 84L27 87L24 86ZM169 83L167 82L166 84H169ZM155 86H157V84ZM247 90H249V91L246 92ZM209 91H210V89L206 88V91L203 94L204 98H205V104L207 105V109L209 108L208 110L211 111V113L213 115H215L216 112L214 111V107H213L214 104H212L213 102H211L212 100H211V97L209 96ZM1 92H0V102H1L0 103V120L4 119V118H7L8 120H12V119L16 120V119H18L20 117V113L22 112L21 111L22 110V104L19 103L18 101L15 102L16 99L12 95H9L6 92H4V93H1ZM249 93L251 94V96H249ZM153 96H154V94H153ZM234 97H237L239 99V101H240L238 103L237 107H236V105L235 106L232 105L233 104L232 102L234 101V99H233ZM29 99H30V96H29ZM29 99L27 98V101H26L25 104H27V105L29 104V106H32V104H31L32 102H30L31 100L29 101ZM248 113H249V115L252 113L250 115V117L252 115L254 116V119L256 120L255 122H257L255 124H257V126H255L254 124H253L254 126L252 124H251L252 126L251 125H249V126L246 125V124H248L247 120H250L249 118H247ZM54 121L56 123V120H54ZM73 122H74V120H73ZM67 125H69V124H67ZM234 125H237V127H242V125H245L246 128H244V131H242L239 134L238 132L235 131L236 129H238L237 127L234 130V128H233ZM49 127H50V129H49ZM55 127H56V125H55ZM57 127H58V125H57ZM254 127H255V130H254ZM223 129L221 131H223ZM240 130H241V128H240ZM34 131L36 132L35 129H34ZM237 131H239V130H237ZM58 134L62 136V138L60 140L57 139V135ZM118 141H120V142H118ZM242 141L243 140H241V143H242ZM41 142H43V141H41ZM245 147L249 148L247 146H244V148ZM56 149H58V148H56ZM52 150H53V148H52ZM75 150H77V151H75ZM244 150H246V149H244ZM74 151L76 153L78 152V155H74ZM247 151L250 152L251 150L249 151V149H247ZM244 152H246V151H244ZM254 152L255 151L253 150V152L251 151L252 154L249 153L251 155V160H253L255 158L256 154ZM257 152H259V151L257 150ZM263 152L258 153L259 154V156H258L259 160H261V158L264 160V153ZM253 153H254V155H253ZM102 154L103 155L106 154L107 156L103 157ZM117 154L119 156H121V158L115 159L114 156H116ZM123 155L126 156V157H124L126 159L122 158ZM247 155H248V153H247ZM16 156L14 155L13 157L15 158ZM9 158H11V157H9ZM9 160H11V159H9ZM254 161H256V159H254ZM204 162H207V161H204ZM204 162L203 161L202 162H197L196 161V162H193V163L195 164L194 166H196V165L199 166V165H204L205 164ZM252 164H251L252 168L249 167V168H251L252 175L259 176V178L261 177V180L264 181V171L261 169V167L257 166L256 162H254ZM53 166H52V168H53ZM93 171L95 172L94 173L95 175L97 174L96 175L97 177L95 176L96 177L95 178V182L93 181L94 179H92V178L90 180V178H89L90 175L88 176V173L91 174L90 172H93ZM62 172L65 173V177L64 178L62 177L64 175ZM179 174L180 173H177L174 176H176V177L181 176ZM206 175H208V174H206ZM216 176H217L216 174L210 173L208 175V177L206 176V178L215 180ZM97 178H99V180H100V181H98V183L96 181ZM172 178L176 179L175 177H172ZM204 180H205V178H204ZM93 182H94V184H93ZM263 185H264V183H263ZM106 186H108L109 188L111 187V188L110 189H105ZM206 188H207V186L204 188L205 189V193L204 194L208 195V193H212L208 188L207 189ZM262 191L264 193L263 189H262ZM81 203L83 204V208L79 209V207H77V206H80V205H77V204H81ZM74 206H76V208H78V209H75ZM125 209H127V208H123L122 211L125 212ZM128 210H129V206H128ZM119 213H120V211H119ZM127 213H128V211H127ZM128 214L132 215L130 213H128ZM124 215H126V214H124ZM123 216H121V217L119 216L120 219H123L122 218ZM119 217H118V219H119ZM127 219L125 218V220H127ZM99 220H97V221H99ZM117 221L120 222V224L122 225L120 220H117ZM103 222H105V223H103ZM115 223H116V221H115ZM126 226H128V225H126ZM117 227H118V229H117ZM112 228L114 229L115 233H117L116 231H119V229H120V231H119L120 233L118 232L119 235H118V233L114 234V231H113ZM122 228H124L122 230L123 231L122 233H124L123 235L124 236L127 235V237H128V233L130 231L128 232V230L125 228V226H123ZM240 228H241V230H235L233 233L236 234V235H241V234H244V233L245 234H247V233L251 234L252 242L250 241V243H252V244L256 243L254 241L259 239L260 234L264 235V224H261V223H260V225L257 224L254 227L252 226V227L248 228V226H245L244 222L241 221ZM115 229H117V230H115ZM32 232H34V231H32V228L26 227L24 229V235L26 236L25 237L26 245L30 246L31 244H33V246H32L33 247V251L31 250L32 252L30 251V254L34 253V254H37L38 256H40V254L42 255V253L45 250V248L42 247L40 250H38V247L41 246V245H39L41 242L39 243V238L38 237H37L38 239L32 238V237H35V235H33ZM43 232H41V233H43ZM33 239L36 240V241L34 240L35 244H34V242H32ZM131 241L132 240H129V242H131ZM133 241H135V239ZM141 241L142 240H139V243ZM143 248H146V249L143 250ZM37 255L35 257H37ZM29 256L30 255L25 256V257H29Z\"/></svg>","mask_w":264,"mask_h":264},{"label":"built area","instance_id":"built-area-1","mask_svg":"<svg viewBox=\"0 0 264 264\" xmlns=\"http://www.w3.org/2000/svg\"><path fill=\"white\" fill-rule=\"evenodd\" d=\"M263 30H264V27H263Z\"/></svg>","mask_w":264,"mask_h":264}]
</instances>
